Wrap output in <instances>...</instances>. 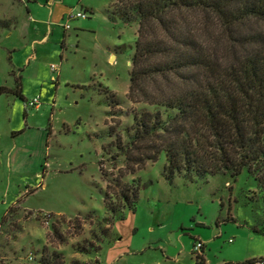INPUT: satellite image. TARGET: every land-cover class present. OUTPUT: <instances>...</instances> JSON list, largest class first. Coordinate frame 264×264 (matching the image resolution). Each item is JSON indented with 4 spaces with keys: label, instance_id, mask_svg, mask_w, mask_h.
Returning <instances> with one entry per match:
<instances>
[{
    "label": "rangeland",
    "instance_id": "374dc122",
    "mask_svg": "<svg viewBox=\"0 0 264 264\" xmlns=\"http://www.w3.org/2000/svg\"><path fill=\"white\" fill-rule=\"evenodd\" d=\"M120 5L0 0V87L21 76L28 100L0 95V264H264L254 175L169 182L164 155L137 167L120 152L134 113L154 109L128 97L139 25L109 17ZM82 6L93 14L65 30Z\"/></svg>",
    "mask_w": 264,
    "mask_h": 264
},
{
    "label": "trees",
    "instance_id": "16d2710c",
    "mask_svg": "<svg viewBox=\"0 0 264 264\" xmlns=\"http://www.w3.org/2000/svg\"><path fill=\"white\" fill-rule=\"evenodd\" d=\"M120 2L109 17L139 25L128 97L154 108L134 111L126 145L118 139L128 164L143 167L164 155L169 182L236 179L247 170L264 188V28L250 30L264 27V0ZM15 84L0 87V95L27 103L21 76ZM121 192L132 208L138 189ZM254 230L264 235V228Z\"/></svg>",
    "mask_w": 264,
    "mask_h": 264
},
{
    "label": "built area",
    "instance_id": "2783aa9c",
    "mask_svg": "<svg viewBox=\"0 0 264 264\" xmlns=\"http://www.w3.org/2000/svg\"><path fill=\"white\" fill-rule=\"evenodd\" d=\"M87 18L88 17V12L84 9H81L79 11H71L69 12L63 19L62 21V26L64 27L65 30H68L71 28V25H70V22L75 20V19H78V18ZM52 70L53 71H56L57 70V67L56 65H52ZM39 101V98H35L33 101H31V105H35L37 106L36 102ZM233 239L230 240V242H232ZM202 248H203V245L202 243L199 241V242H196L195 245H194V250L196 252H202ZM32 259V257H31Z\"/></svg>",
    "mask_w": 264,
    "mask_h": 264
},
{
    "label": "crops",
    "instance_id": "0c3cea01",
    "mask_svg": "<svg viewBox=\"0 0 264 264\" xmlns=\"http://www.w3.org/2000/svg\"><path fill=\"white\" fill-rule=\"evenodd\" d=\"M51 1H53V0H49V2H51ZM85 7H87V6H85ZM88 8V7H87ZM82 9H84V6H82ZM90 9V8H89ZM62 16H64V14L62 15ZM62 21H63V19H62ZM65 33H66V31H64ZM48 36L46 35L45 37H44V40L47 38Z\"/></svg>",
    "mask_w": 264,
    "mask_h": 264
}]
</instances>
